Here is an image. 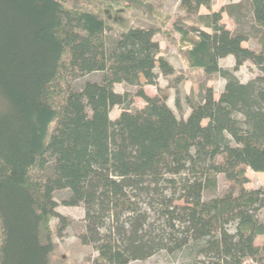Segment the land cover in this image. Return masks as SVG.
Here are the masks:
<instances>
[{
    "label": "trees",
    "instance_id": "1",
    "mask_svg": "<svg viewBox=\"0 0 264 264\" xmlns=\"http://www.w3.org/2000/svg\"><path fill=\"white\" fill-rule=\"evenodd\" d=\"M213 2L180 0L197 23L172 28L188 65L226 83L219 97L202 86L179 118L164 94L143 93L146 105L133 109L132 94L115 89L142 78L159 86L160 73L175 72L160 55V27L130 25L110 38V17L79 0H0V264H53L55 234L68 225L57 210L60 189L70 190L66 205L85 208L80 238L98 251L94 264L160 252L186 264H264V244L255 242L264 235V186H244L248 168L264 172V0H230L215 11ZM245 17L259 51L243 44ZM228 55L262 73L241 81L221 66ZM95 72L101 79L79 89L64 84ZM115 106L121 112L112 118ZM220 173L231 190L205 199ZM142 197L160 206L164 225Z\"/></svg>",
    "mask_w": 264,
    "mask_h": 264
},
{
    "label": "rangeland",
    "instance_id": "2",
    "mask_svg": "<svg viewBox=\"0 0 264 264\" xmlns=\"http://www.w3.org/2000/svg\"><path fill=\"white\" fill-rule=\"evenodd\" d=\"M70 3L75 0H68ZM84 5L100 11L104 16L110 17L112 30H108L107 36L115 38L123 28L130 25L156 26L160 27L155 38L161 46L160 55L165 57L174 67L175 72L172 75L165 76L160 73L159 86L146 84L142 78L139 85L121 84L118 89L122 92L128 91L133 97V109L143 108L146 105L142 94L151 96L157 93L167 96V103L175 111L179 118H186L191 112V103L199 99V93L202 86L212 87L214 95L219 97L225 86V79L219 74H206L202 69L190 67L182 55L181 50L185 44L179 40L180 34L173 30V22L197 23V17L187 15L181 7L180 0H79ZM138 1V2H137ZM236 2L243 0H233ZM230 0H214L212 10H219ZM225 3V4H223ZM214 5V6H213ZM202 13H209L211 10L203 6ZM114 19L116 21H114ZM223 21L227 26L234 30L235 22L229 17L227 12H223ZM242 29L249 34V38L243 44L256 51L260 50V45L255 36L254 23L247 17L242 20ZM171 29L173 36H168L164 31ZM224 68L231 69L241 81L247 82L257 75L261 70L251 60H247L243 65H237L233 55H228L220 60ZM101 72L88 74L84 77L72 79L69 77L67 83H71L79 89L87 79L100 80ZM159 87L161 90H159ZM179 100L180 106H177L176 100ZM121 112L120 106H115L111 111V117L116 118ZM221 160V159H220ZM249 181L244 184L247 188H259L264 186V172H256L251 168L247 169ZM218 186L215 190L205 191V199L214 195H224L231 190L233 182L228 180L222 173L218 174ZM238 188L235 190L238 192ZM70 195L69 189H60L55 192V200L58 202L57 210L67 217V223L62 235L55 234V241L58 248L53 255V264H94V260L99 253L92 244L82 242L80 235L85 231V208L81 205H66L64 200ZM149 198L142 197L141 206L148 209L151 214V220L161 227L164 225L162 212L158 209L160 206L155 204V208L149 203ZM182 203V201H178ZM261 220L264 221V208L259 212ZM59 223V218L52 219V227L55 229ZM256 244H264V235H260L255 240ZM187 259L180 258L178 255H169L166 252L156 253L145 260H131L128 264H186ZM248 264H255L248 260Z\"/></svg>",
    "mask_w": 264,
    "mask_h": 264
},
{
    "label": "crops",
    "instance_id": "3",
    "mask_svg": "<svg viewBox=\"0 0 264 264\" xmlns=\"http://www.w3.org/2000/svg\"><path fill=\"white\" fill-rule=\"evenodd\" d=\"M223 4H225V3H223ZM214 6V5H213ZM121 84H123V83H117V84H115V89L117 90V91H119V92H122L121 90H119L118 89V85H121ZM151 85V84H150Z\"/></svg>",
    "mask_w": 264,
    "mask_h": 264
}]
</instances>
